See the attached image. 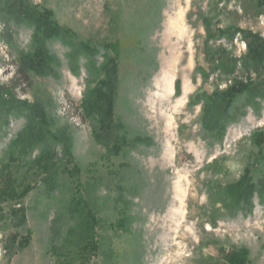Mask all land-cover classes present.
I'll return each instance as SVG.
<instances>
[{
  "label": "rangeland",
  "instance_id": "1",
  "mask_svg": "<svg viewBox=\"0 0 264 264\" xmlns=\"http://www.w3.org/2000/svg\"><path fill=\"white\" fill-rule=\"evenodd\" d=\"M223 7L242 31L233 37L220 35ZM47 21L60 36L44 38L57 58L44 75L20 59ZM243 32L264 40V12L249 0H0V91L10 95L0 100L19 107L0 124V264H229L232 253L230 264H264V197L255 193L241 209L224 193L239 142L264 126V99L253 109L238 95L234 119L216 136L203 128L202 101L191 100L233 86L220 60L236 61L242 85L264 80V68L239 75ZM69 39L99 53L72 56ZM104 44L117 49L121 131L147 139L118 155L96 138L98 123L81 104L103 76ZM28 132L53 140L51 161L39 160L40 146L20 153L12 145ZM259 167L254 180L264 161Z\"/></svg>",
  "mask_w": 264,
  "mask_h": 264
},
{
  "label": "trees",
  "instance_id": "2",
  "mask_svg": "<svg viewBox=\"0 0 264 264\" xmlns=\"http://www.w3.org/2000/svg\"><path fill=\"white\" fill-rule=\"evenodd\" d=\"M249 2L255 8L256 14H263L264 0H249ZM10 8L11 6H7L6 11L8 13L10 12ZM233 16L234 14L229 13L225 7L220 10L218 21L222 26V31L220 33L221 36L229 38L233 37L235 33L242 32L235 26L234 22L236 19L233 18ZM41 30L43 37L41 36V38L37 40L33 50L28 56H26L27 58L22 57L20 60L22 63L21 66L25 69L34 71L37 74L46 75L51 71L52 66L57 63V58L52 56L42 43L46 39V35H49V37H57L60 36V34L55 26L48 21L44 24ZM205 30L207 33V39L209 40L211 32L208 26H205ZM39 34L41 35V33ZM243 34L247 51L240 61L241 68L239 70V75L240 77H245L249 75L251 71L259 75L260 71L264 68V40L255 35H251L250 33L243 32ZM66 44L69 47L72 56L78 55L80 52L84 56L93 58L99 53V49L95 46H91L89 43L75 42L74 40L69 39ZM101 49L104 50L102 53V62L96 69L103 74V76L98 80L96 77L92 81V85H88L83 94L81 104L85 107V114L87 116H93L92 118H95V122L98 123L96 138L99 139V142L103 144L110 153L118 155L130 145L134 146L141 143L146 145L147 139L143 140L140 139V137H137L129 140L126 137L125 132L121 131V124L115 117L114 104L117 75V49L116 46L108 44L102 45ZM212 60L213 59H211V61ZM235 62L236 61L231 62L228 60L226 62L221 60L220 62H217V67H219L221 72L224 73L225 80L230 83L234 82L233 86L223 91H219L216 87L210 96H206V92L198 90L191 98L194 102L202 101L203 128L206 132L215 136L222 134L226 129L227 123L234 119L237 110L235 109L231 112L230 107L238 95H245L247 101H251L254 105L253 109H257L255 98L264 99V80L242 85V83L236 80L237 77L234 75ZM0 94L10 96L8 93L1 91ZM16 105L18 109L15 108ZM17 110H19L18 104L9 105L0 100V124L7 123L10 118H16ZM8 117L9 119H7ZM26 130L27 127L25 128V132ZM26 135L27 138H23L20 133L19 135L17 134L12 145L18 148L20 153L24 152L26 147L40 146L42 154L39 160L45 159L46 161H51L53 157H51V155H53V144L51 143H54L53 140H45V135H36L31 134L30 132ZM263 142L264 126L252 130L247 138H244L239 142V149L229 162L230 168L228 171V179L230 178V180L227 181V184L225 185L226 189L224 193L228 202L238 208H247V206L250 205V199L255 193L261 198L264 197V175H261L254 180V176L260 174L262 171L259 165L264 161V155L262 156ZM52 165V162H49V164L47 163L45 169V172L47 173L46 178H49L47 180L49 185L53 184V178L49 176V173L52 172V169L54 168ZM218 199H220V203L224 200L222 197H218ZM91 232L92 230L89 227V229L80 235L81 239L85 241L84 247L88 246V242L93 239ZM81 239L80 241H82ZM21 245H26L25 239L21 240ZM233 256V253L230 254L229 258L226 260L229 264L232 262L231 259Z\"/></svg>",
  "mask_w": 264,
  "mask_h": 264
}]
</instances>
